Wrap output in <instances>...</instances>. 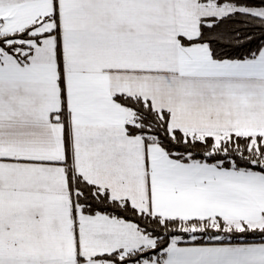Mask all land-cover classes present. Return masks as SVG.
Masks as SVG:
<instances>
[{
    "label": "snow or ice",
    "instance_id": "1",
    "mask_svg": "<svg viewBox=\"0 0 264 264\" xmlns=\"http://www.w3.org/2000/svg\"><path fill=\"white\" fill-rule=\"evenodd\" d=\"M0 264H264V0H0Z\"/></svg>",
    "mask_w": 264,
    "mask_h": 264
}]
</instances>
